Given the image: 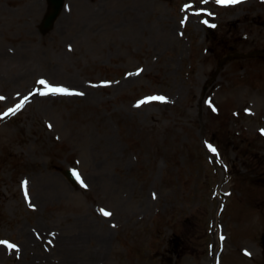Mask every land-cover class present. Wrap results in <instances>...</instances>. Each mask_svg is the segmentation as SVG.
Listing matches in <instances>:
<instances>
[{"label": "rangeland", "instance_id": "rangeland-1", "mask_svg": "<svg viewBox=\"0 0 264 264\" xmlns=\"http://www.w3.org/2000/svg\"><path fill=\"white\" fill-rule=\"evenodd\" d=\"M47 10L0 0V264H264V0Z\"/></svg>", "mask_w": 264, "mask_h": 264}, {"label": "snow or ice", "instance_id": "snow-or-ice-1", "mask_svg": "<svg viewBox=\"0 0 264 264\" xmlns=\"http://www.w3.org/2000/svg\"><path fill=\"white\" fill-rule=\"evenodd\" d=\"M218 3H235L236 0H217ZM188 5H186L187 7ZM197 11H201L200 9H197ZM205 24L208 23V20H205L204 21ZM137 71H140L139 69ZM39 84L41 85H44L46 86V88H42V89H36V91L38 92H42L44 94L46 93H64V94H71V93H75L76 90L75 89H69L67 87H64L62 85H54V84H51L49 83L47 80L41 78L39 81H38ZM104 83H108L107 81H105ZM81 95L83 93H80ZM0 99H3V97H0ZM28 97H24L23 100L20 101L19 104L15 105L13 108H9L7 110L6 113H4V115H7V114H10L14 111H16L17 109L23 107L24 103L27 101ZM151 100H159V101H165L167 100V97L165 96H162V95H154V96H148V97H145L143 100L141 101H138L137 104H141V103H144L145 101H151ZM211 103V102H210ZM261 131H264V129H262ZM209 149L212 151V152H215L216 151V148L213 147L211 144L208 145ZM73 174L76 176L77 180L80 181V183L82 185H84L85 187H87L86 184H84V181L83 179L80 177L78 171L76 169H73ZM100 211L104 214V215H111L110 212L104 210V209H100ZM0 244H5L7 245L9 248H15L17 247L16 245L14 244H11L9 241H6V240H2L0 241Z\"/></svg>", "mask_w": 264, "mask_h": 264}, {"label": "water", "instance_id": "water-1", "mask_svg": "<svg viewBox=\"0 0 264 264\" xmlns=\"http://www.w3.org/2000/svg\"><path fill=\"white\" fill-rule=\"evenodd\" d=\"M61 1L62 0H53V9L52 11L46 16L44 22H43V25H44V28L45 29H48L54 18L56 17L57 13H58V10L60 8V5H61Z\"/></svg>", "mask_w": 264, "mask_h": 264}, {"label": "bare ground", "instance_id": "bare-ground-1", "mask_svg": "<svg viewBox=\"0 0 264 264\" xmlns=\"http://www.w3.org/2000/svg\"><path fill=\"white\" fill-rule=\"evenodd\" d=\"M77 245H79V244H77Z\"/></svg>", "mask_w": 264, "mask_h": 264}]
</instances>
